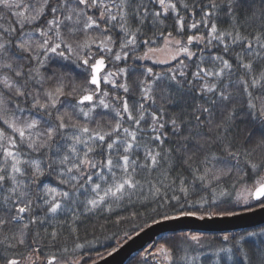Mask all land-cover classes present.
Segmentation results:
<instances>
[{"label":"snow or ice","instance_id":"6c2138e0","mask_svg":"<svg viewBox=\"0 0 264 264\" xmlns=\"http://www.w3.org/2000/svg\"><path fill=\"white\" fill-rule=\"evenodd\" d=\"M159 41L175 66L110 70L151 59ZM63 61L95 88L52 67ZM98 110L114 113L107 131ZM238 121L264 129V0H0V264H80L68 239L82 249L80 228L117 210L264 200V133ZM189 243L201 237L152 245L144 264H178ZM238 254L264 264V241Z\"/></svg>","mask_w":264,"mask_h":264},{"label":"trees","instance_id":"16d2710c","mask_svg":"<svg viewBox=\"0 0 264 264\" xmlns=\"http://www.w3.org/2000/svg\"><path fill=\"white\" fill-rule=\"evenodd\" d=\"M220 27L226 28L227 24H221ZM187 34H194V30L189 31ZM87 35L89 37H100V33L95 31L89 32ZM78 39L83 40L84 37L81 36L78 37ZM152 47L158 48L160 50L155 54H150L152 56L151 59H129L126 62L113 61L109 65L110 70L114 71L116 66L125 67L127 65H133L143 66L144 68L152 67L154 72H162L166 71L170 66H175L176 61L171 60V56L175 51L173 48H171L170 46H165L163 41H159L156 45H152ZM191 50L198 51V48L193 45ZM145 51L146 49L141 47L137 52L133 53V55L142 56ZM160 52H165L167 57L160 58ZM165 60L169 61V63H157V61ZM187 62L188 61H185V63ZM52 67L55 68L58 73H62L69 79H73L75 80V82L83 84L90 90L95 88L85 83V78L83 75H81L82 70L77 68L70 62H59L52 65ZM136 76H140V73L137 72L135 76L131 77V79H135ZM141 78L143 77L141 76ZM116 79L117 83L123 82L120 78ZM101 88L109 91L110 96L124 95L122 90L113 91L111 85L106 86L102 83ZM112 102L115 103L114 101ZM129 102L131 103L132 101L130 100ZM196 103L203 104L204 102L202 100H196ZM239 104L240 101L238 100L236 102V106L238 107ZM157 105H163L170 116L177 115L179 112L178 108L168 107L165 101L161 99L159 92H157ZM98 111H100L101 114L97 116V119L101 121L103 130L107 131L108 122L111 121L112 123H115L113 119L114 113H111L110 110ZM217 119H219V117ZM81 123H86V121L81 119ZM89 126L95 127L94 124ZM237 128L242 135L251 133L257 140L260 139L261 134L264 133V129H261L258 126H254L250 122L238 121ZM173 139L176 138L174 137ZM198 200L199 197H192V201ZM262 203H264V200L255 201L251 198L245 202L243 198H237V195L234 193L230 203L218 202L215 204H201L198 202H194L185 205L184 201L182 200L180 205H166L163 208H159L158 212L156 213L152 211V208H155L156 204L152 203L148 204L146 207L137 206L136 208H129L127 211L117 210L115 214H112L110 216H95L91 221L82 226L79 230L80 239L77 242L84 245L82 249H76L75 251H72L73 241L71 240V238L68 239V243L66 245L69 249L68 258L74 262L79 260L80 264H93L94 262L114 252L113 249L117 250L121 245L126 243L132 237L136 236L149 226L155 224L153 223V220H156L158 222L163 221V215L176 218L180 216H188L181 214V212H193L195 213V215L191 216H196L199 218L230 216L248 212L250 210L261 207ZM133 212L136 213V216L134 218L131 215ZM118 217H125V219H121L119 220V222H117ZM58 218L62 219L63 217ZM49 231H51V228L49 229ZM248 233H253L254 235L249 236L247 235ZM184 234L200 236L201 244L197 245L195 243H189L183 245L178 253H174V255L181 257V259H179L178 261V264H244L242 256L238 254L241 251V245L247 246L248 244L255 243L256 246L259 247L260 242L264 241V225L228 232H201L185 230L163 233L160 234L154 241L148 243L145 248L134 253L126 261L125 264H144V253L146 250L150 249V246L155 245L158 248L160 244ZM63 235H67V233L65 232L64 234H62V238ZM225 235L230 236V240H224L223 237ZM241 235L244 236V239L240 242V244H234L233 241L239 238ZM45 251H47V249H45ZM149 264H153V262L149 260Z\"/></svg>","mask_w":264,"mask_h":264},{"label":"water","instance_id":"95a60500","mask_svg":"<svg viewBox=\"0 0 264 264\" xmlns=\"http://www.w3.org/2000/svg\"><path fill=\"white\" fill-rule=\"evenodd\" d=\"M104 69L101 70V72ZM87 103V102H85ZM255 200V199H253ZM264 225V207L225 217L180 216L155 223L123 244L111 255L94 264H125L136 252L154 241L160 234L178 231L228 232Z\"/></svg>","mask_w":264,"mask_h":264},{"label":"rangeland","instance_id":"374dc122","mask_svg":"<svg viewBox=\"0 0 264 264\" xmlns=\"http://www.w3.org/2000/svg\"><path fill=\"white\" fill-rule=\"evenodd\" d=\"M159 56H160V58H165V57H167L165 52H160V53H159ZM87 103H88V102H87Z\"/></svg>","mask_w":264,"mask_h":264}]
</instances>
